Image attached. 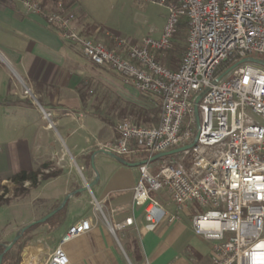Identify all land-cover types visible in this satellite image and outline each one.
Wrapping results in <instances>:
<instances>
[{
	"label": "built area",
	"instance_id": "obj_1",
	"mask_svg": "<svg viewBox=\"0 0 264 264\" xmlns=\"http://www.w3.org/2000/svg\"><path fill=\"white\" fill-rule=\"evenodd\" d=\"M152 1L167 9L160 37L133 41L117 36L114 48L84 34L69 0L21 3L25 14L39 15L63 40L76 44L85 59L114 70L158 105L155 124H136L126 117L116 125L114 139L99 147L145 161L138 165L132 204L142 207L146 229L164 219L178 220L191 203L196 206L192 228L210 242L211 264H264V65L240 62L264 60V0ZM182 19L186 45L179 65L170 69L157 56L171 46ZM204 89L196 129L194 100ZM24 94H29L27 88ZM40 109L52 128L51 112ZM196 133L192 147L150 170L153 155L191 143ZM65 155L55 153L56 165L63 166ZM161 190L174 213L152 196ZM133 224L128 217L109 229L115 233ZM85 231L82 221L70 225L38 264H69L61 245Z\"/></svg>",
	"mask_w": 264,
	"mask_h": 264
},
{
	"label": "crops",
	"instance_id": "obj_2",
	"mask_svg": "<svg viewBox=\"0 0 264 264\" xmlns=\"http://www.w3.org/2000/svg\"><path fill=\"white\" fill-rule=\"evenodd\" d=\"M70 1L84 34L102 37L109 48H114L117 36L140 39L139 33L131 35L114 27L111 14L100 18L97 0ZM166 16L158 36L152 38L160 37ZM165 51L158 53L159 61L176 69L179 56ZM152 100L114 70L85 59L76 44L63 40L39 15L25 14L21 0H0V181L21 171L39 168L46 176L56 171L44 179L38 175L34 186L24 182L26 191L15 201L22 207L29 199V215L8 233L7 240L60 204L68 193L98 177L91 188L70 196L61 213L32 230L37 246H27L24 256L38 254L37 249L49 253L70 225L82 221L86 231L61 245L69 264H211L210 242L192 228L194 204H187L178 220L164 219L155 229H146L142 207L132 204L139 178L138 165L133 164L140 157L123 158L132 164L126 165L99 152L94 155L96 168L91 166L90 154L114 139L120 117L147 126L158 120L148 118ZM40 107L51 112L52 128L47 127ZM63 151L65 160L58 166L54 155ZM160 159L151 161V171ZM155 197L167 213L175 212L164 190L155 192ZM92 201L98 202L104 217L94 211ZM128 217H133V225L110 231L108 224Z\"/></svg>",
	"mask_w": 264,
	"mask_h": 264
},
{
	"label": "rangeland",
	"instance_id": "obj_3",
	"mask_svg": "<svg viewBox=\"0 0 264 264\" xmlns=\"http://www.w3.org/2000/svg\"><path fill=\"white\" fill-rule=\"evenodd\" d=\"M97 1L99 2V6H97L98 8H96L97 9L96 13L98 16H100V18L103 19L107 17L108 14H111L110 21L111 23H113L114 27H117L123 32L124 31L130 32L131 35L139 33V35H141L139 36L140 39L145 36L157 37L159 33L158 30L161 28L165 16L167 15L166 7L158 3L157 1H152V0H147L142 2H139L137 0H97ZM168 1H173V0H168ZM69 2L71 1L69 0ZM186 35H187V29L186 28L180 29L178 34H175L171 46L164 52V54L169 53L172 54V57L179 56V58L181 59V56L184 52L186 45ZM132 37L133 36H131V38L129 37L126 38L132 40ZM95 38L104 41L105 43V40L102 37L96 36ZM140 39H137V41ZM160 61L166 67H168V65L165 64L162 61V59ZM158 112H159L158 105L153 104L152 109L150 110V114L148 115L150 122L156 121L154 120L155 118L158 119ZM126 117H120L117 124ZM175 158L177 157H168V158H164L163 161L171 162V160ZM159 163L160 161L154 163V165ZM94 168H96L95 163H94ZM39 178H42L41 175L39 176ZM21 194H22L21 192H18L16 194V187L12 183L8 181L6 182L0 181V202L4 201L5 199L10 200L8 203H4L0 205V251L2 249L1 244L8 243L15 235L14 233L13 236L9 240H7L8 233L14 231L19 226L22 219H25L29 215V209L31 206L28 203L29 199L25 200L26 203H24L22 207L20 205H17V202L15 201L16 196H19ZM152 196L155 197V193L152 194ZM92 206H94V211L99 216L102 215V217H104L101 209L96 208L95 201H92ZM31 232L32 230L30 229L29 232H27L24 235L25 236L24 241H20L18 245L15 244L14 246H12L11 249L5 252L4 255H5L6 264L17 260L18 256L20 257V259L18 260L17 264L24 263V253L29 249L27 248V246L29 247L37 246L36 237H34ZM22 243H24V246L23 248H20V245ZM37 252H38V255L36 257L37 259H35L34 262H37L38 264L39 262H41L40 260L45 258L46 254L43 251H40L39 249H37Z\"/></svg>",
	"mask_w": 264,
	"mask_h": 264
},
{
	"label": "water",
	"instance_id": "obj_4",
	"mask_svg": "<svg viewBox=\"0 0 264 264\" xmlns=\"http://www.w3.org/2000/svg\"><path fill=\"white\" fill-rule=\"evenodd\" d=\"M245 61H253V62H256V63H259V64H262L264 65V60L263 59H260V58H253V57H248V58H244L242 59L240 62H245ZM238 62V63H240ZM235 65V64H234ZM233 65V66H234ZM223 75V74H222ZM221 76V75H220ZM206 89L202 90L201 92H199L194 100V117H195V126H196V129L198 128L199 126V114H198V107H197V104L199 102V100L201 99V97L203 96V94L205 93ZM36 101V100H35ZM37 102V101H36ZM197 140V133L195 134L193 140L191 143L185 145V146H182V147H178V148H174V149H171V150H168V151H164V152H160V153H157L155 155H153L149 161H154L156 159H159V158H163V157H166V156H169V155H173V154H176V153H179L185 149H188L190 147H192L195 142ZM99 152H102L104 154H107L109 156H112L113 158H115L116 160H118L119 162H121L122 164H126V165H132L130 162L126 161L125 159H123L122 157L120 156H117L116 154L108 151V150H105L103 148H98L97 150H95L92 155H91V166L93 169L94 168V155L96 153H99ZM145 161H139L137 162L136 164H133V165H139L141 163H143ZM97 175L95 177V180L94 182H96L97 180ZM94 182L92 183H88L86 186H84L83 188L81 189H78V190H75L71 193H68L63 199L62 201L60 202V204H58L56 207H54L53 209H51L47 214H45L44 216H42L41 218L35 220V221H32L24 226H22L21 228H19V230L15 233V235L13 236V238L8 242V243H4V244H1V246L3 247V251L0 252V264H2V258H3V255L6 251H8L9 249L12 248V246L16 243V241L21 237V235L27 230L29 229L32 225H34L35 223H44L47 219H49L51 216H53L56 212H58L59 210H61L67 200L70 198V196L76 194L77 192H80V191H83V190H87L89 188H91L94 184Z\"/></svg>",
	"mask_w": 264,
	"mask_h": 264
},
{
	"label": "trees",
	"instance_id": "obj_5",
	"mask_svg": "<svg viewBox=\"0 0 264 264\" xmlns=\"http://www.w3.org/2000/svg\"><path fill=\"white\" fill-rule=\"evenodd\" d=\"M182 28H186L187 29V23L185 20H181L178 24V28H177V33L179 32L180 29ZM92 154V153H91ZM90 154V156H91ZM175 154L173 155H169V156H166V157H163L161 158L160 160L162 161L164 158H168V157H173ZM54 174H56V171L50 173L48 176H46V174H43L41 172V169H35V170H30V171H21V172H18V173H15V174H12L9 178H8V181L10 183H12L15 187H16V194L18 192H21V193H24L26 191V189L23 187V184L24 182H29L30 183V186H34L36 183H37V179H38V175H41V179H44L45 177H51L53 176ZM10 200L9 199H5L4 201H1L0 202V205L1 204H4V203H8ZM65 206L59 210L58 212H56L53 216H51L49 219H47L44 223L52 220L54 217H56L59 213H61L63 210H64ZM41 225V223H35L34 225H32L29 229H27L22 235L21 237L16 241L15 244H19L20 241H24V235L29 232V230H33L34 228H36L37 226ZM27 242V241H25ZM14 244V245H15ZM13 245V246H14ZM24 246V243H22L20 245V248H23ZM1 251H3V247H1ZM5 254V253H4ZM20 259V257L18 256L17 257V260L13 261V262H9L8 264H17L18 260ZM6 264V261H5V255H3V258H2V264Z\"/></svg>",
	"mask_w": 264,
	"mask_h": 264
},
{
	"label": "bare ground",
	"instance_id": "obj_6",
	"mask_svg": "<svg viewBox=\"0 0 264 264\" xmlns=\"http://www.w3.org/2000/svg\"><path fill=\"white\" fill-rule=\"evenodd\" d=\"M38 254H29L24 256L23 264H33Z\"/></svg>",
	"mask_w": 264,
	"mask_h": 264
}]
</instances>
